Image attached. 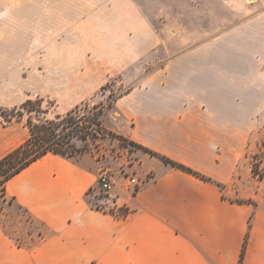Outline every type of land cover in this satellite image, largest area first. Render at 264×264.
Listing matches in <instances>:
<instances>
[{
  "label": "crops",
  "instance_id": "1",
  "mask_svg": "<svg viewBox=\"0 0 264 264\" xmlns=\"http://www.w3.org/2000/svg\"><path fill=\"white\" fill-rule=\"evenodd\" d=\"M109 1L125 7L116 16L200 12L198 0ZM205 1L231 15L230 0ZM232 44L208 42L160 62L110 109L118 135L212 183L143 155L140 175L153 179L132 197L114 190L127 212L117 216L90 204L99 174L93 157L46 154L5 184L31 233L17 244L0 224V264H264V195L244 192L242 177H231L238 156L230 154L231 146L242 147V113L261 109L262 91L244 72L242 43ZM26 101L21 81L0 73V160L29 137L24 121H7L2 112Z\"/></svg>",
  "mask_w": 264,
  "mask_h": 264
},
{
  "label": "rangeland",
  "instance_id": "2",
  "mask_svg": "<svg viewBox=\"0 0 264 264\" xmlns=\"http://www.w3.org/2000/svg\"><path fill=\"white\" fill-rule=\"evenodd\" d=\"M112 3L0 0V73L19 79L29 102L25 109L23 103L5 113V120L43 124L73 112L66 134L77 122L87 127L97 108L103 107L106 121L100 120L104 130L118 135L110 128L115 120L106 106L145 73L208 42L229 40L235 46L241 42L244 72L253 76L252 83L260 86L262 97L258 112L242 113V147L231 146L230 154L238 156L231 177H242L244 192L264 195V0L227 1L230 16L216 10L218 3L205 0L195 2L200 9L195 16H116L111 13L118 8L126 12L125 7ZM159 42L167 47L160 48ZM70 142L77 150L74 157H93L99 172L109 170L115 189L125 196L123 186L128 179H138L140 187L153 179L150 174L140 175V158L148 155L128 141L105 135ZM90 201L97 208L98 200L90 196ZM0 208L5 210L0 224L6 233L17 244L26 243L23 236L31 233L26 213L7 198H0ZM125 213L122 208L115 215Z\"/></svg>",
  "mask_w": 264,
  "mask_h": 264
},
{
  "label": "trees",
  "instance_id": "3",
  "mask_svg": "<svg viewBox=\"0 0 264 264\" xmlns=\"http://www.w3.org/2000/svg\"><path fill=\"white\" fill-rule=\"evenodd\" d=\"M126 93H128V90L117 95L113 102ZM28 104L29 102L24 103L23 107L21 108L25 109V106ZM112 104L113 103L108 104L106 109H111ZM97 109L98 110L94 116V119L92 122L88 123L87 127H80L79 122H77L73 131H68L66 134L65 131L69 127V120H71V114L73 112L66 114L64 117L59 116L55 121H45L43 124H33L31 121H27V127L29 130L28 139L22 145L14 149L0 160V198H2V200L6 198V182L21 170L25 169L30 164L38 160L40 157L46 154H55L66 158L74 157V153L77 152V150L70 142L72 138L86 140L88 137L102 138L105 135H110L120 141H128L126 138L120 135H116L112 132L104 130L100 118L103 116L105 108L100 107ZM4 115L5 113L2 112V116ZM128 144L140 149L150 158H154L168 167L180 170L202 181L211 183L213 182L211 178L196 172L183 164L173 161L157 152L144 148L131 141H128ZM216 185L221 186L219 183H216ZM11 202L12 201L9 200V203ZM244 248L245 247L243 245L240 260L242 259ZM240 262L241 261H239V264Z\"/></svg>",
  "mask_w": 264,
  "mask_h": 264
},
{
  "label": "built area",
  "instance_id": "4",
  "mask_svg": "<svg viewBox=\"0 0 264 264\" xmlns=\"http://www.w3.org/2000/svg\"><path fill=\"white\" fill-rule=\"evenodd\" d=\"M115 186L116 182L113 174L109 170L101 169L98 174L96 186L88 191V196H92L95 200H98L96 204L97 208L94 209L114 215L120 212L122 208H118L116 205L118 197L113 194ZM123 189L129 197L134 196L140 189L139 180L136 178L128 179Z\"/></svg>",
  "mask_w": 264,
  "mask_h": 264
}]
</instances>
